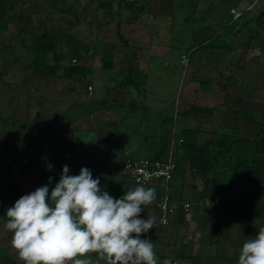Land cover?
<instances>
[{"label":"rangeland","instance_id":"rangeland-1","mask_svg":"<svg viewBox=\"0 0 264 264\" xmlns=\"http://www.w3.org/2000/svg\"><path fill=\"white\" fill-rule=\"evenodd\" d=\"M41 1V5L46 9L45 6L49 7L48 2L51 3L54 0ZM41 1L0 0V9L3 11L2 15H0V138L5 139L3 135L7 138V141L4 140L2 143L0 142V185L3 188L5 181L14 182V186L11 185L10 188V191L11 189L13 190L11 193L1 192L0 194V264H22V261L18 258L17 252L11 246L12 234L5 228V221L7 219L5 215L9 206L14 205L21 196L29 194L37 188L48 184L49 177L52 178L51 184H49V192H51V189L58 183L62 171V166L57 168L54 163L56 161L54 159L55 154L58 155L61 153H53L54 149H52L48 141H44L46 139L36 141V143L33 144L31 141H26V135L31 137L26 131L24 132L22 129L16 127H9L5 123V121L8 120L7 118L10 119L13 117L17 119V123L19 124L24 122L23 126L28 125V123L30 124L31 115L29 112H31L32 115L35 113L32 110L33 107L36 111H39V113L40 111H45L44 114L48 120L46 122L44 121V124L52 123L58 119L56 110H51L49 105H46L45 108V103H43V106L38 105V102L42 99H47L45 95L49 96L53 94V90L64 93L67 92L69 86H73V83L67 84L65 82V85L62 86L60 82H58L55 85L57 89H53L54 85L49 83L52 79L47 81L46 85L40 86L38 81L31 75V64L33 61L32 42L34 33L36 31H43L44 28L42 27V23H39L37 17H32L33 19L30 17V12L33 7L32 5H36V3ZM55 1L57 4L54 5L53 9L61 7L68 11L72 9L70 7L72 4H74L75 9L74 23L71 20V11H68V16H61L62 20L56 30L59 35L57 52L65 59L64 62L60 63V66H58V72L60 74L63 73L64 66H71V55L73 49L74 53L77 51V46L80 50H83L82 53H85L83 55L89 52V54L95 56L94 59L97 62L95 63L97 67H103L104 63H106L109 58L112 59L114 57L119 61L120 58H124L127 54H131L133 49L129 48L127 45L120 46V49L113 47V42H119L116 34L118 29L116 24H124L127 23V21L135 24V21H140L139 23L141 24V30L144 35H153L158 31L156 36L157 43L160 44L163 49H169V47H171V49L174 50V53L165 56L162 55L161 58L158 59V66H163V61H171V63H169L170 66L162 67L161 73L156 72L158 69H155L156 71H152L150 74L152 78L147 80L148 84L146 88H152L154 97L156 95L166 97L168 94H172L173 101L175 99L176 104L182 105L181 95L183 90L180 91L182 75H186L187 77L191 75V79H193L194 82H198V79L203 83H211L217 80L221 87L219 92L221 93L223 88L227 90L226 92L228 93H222V96L221 94L216 96H214L215 94H209L207 97H202V94L192 93V100L189 101L188 105L184 104L188 108L197 107L198 105L205 107L214 106V108L225 107L235 112L234 116L237 120L244 119L246 122L244 121V123L242 122L239 124V121H237L239 125L235 126V123L231 121L224 125L222 130L210 128V130L206 131L202 128L201 132L195 134V140L199 145H205V151L209 153V156L212 155L215 165H212L210 168L205 166L203 171L205 173L198 172L195 169H191L188 162L178 155V169L173 182V187L176 189L178 195L181 194L182 185L187 177V174H185L186 168H188V171L190 169L199 179L206 182L209 180V184L212 178H217V182L225 184V178L233 176L230 170H227V167H232L234 169L238 168L239 172L245 173L253 170L248 168L251 167L253 157H256L255 154L253 155V153H255V147L250 145V142L257 141L260 137L259 131H264V75L262 70V66L264 65V34L258 31L254 26L246 27V25L250 20H253L255 16L254 12L256 11L254 9L259 7L258 0H173L172 3L175 15L171 32L167 31L165 28H161L167 21H163V24L159 27V24L157 25L155 23V25H153L150 23V17L142 16L144 15L143 13L139 15L136 13L138 8L142 6L140 0H74V3L72 0ZM234 2L239 7L240 11L245 10V15L238 20L233 27H229L227 24H229L231 18L229 17V19L228 15ZM170 5L171 2L169 1L168 6L170 7ZM161 6L166 9L164 4H161ZM193 7H208L210 12H214L213 16H207L214 19V21L211 22L210 26H207L205 31L208 37L217 35L218 38L214 39V42H216L213 43L214 45L205 47L195 42L201 37L198 33L200 31L196 29L202 22L199 20L197 24L193 22L191 18ZM124 14L126 16L125 18ZM26 15L28 17H26ZM28 18L30 19L28 20ZM196 18L199 19L200 16L198 15ZM183 19L186 20L181 22ZM68 23L74 25V46L69 41L65 40L67 35L66 32L71 30L67 25ZM47 28L48 26L45 27V29ZM62 28H67V31ZM59 30L61 32L64 31V33L60 34ZM47 31L53 34V31L49 29H47ZM203 31L204 30L201 32ZM248 34L253 37L251 41L248 40ZM205 37L203 39H205ZM76 41L81 42L79 43V45H81L76 46ZM82 45H84V49H81ZM180 46L183 48H179ZM177 47L179 50L182 49L185 51L186 55H188L182 61H180V54H178ZM85 48L87 50H85ZM53 55L57 54H50L48 57L49 61L55 59L54 57L52 58ZM66 56H68V60ZM219 60L224 61V70L220 71V67H217V71L215 72L214 69L215 66L219 65ZM53 63L57 64L56 61ZM172 63L176 64L175 73L172 71ZM219 73L222 74L221 77H219ZM227 74H230L228 75L229 77H223ZM154 76H156V79L154 78L153 80ZM98 78L101 80L102 76ZM174 79H176L175 86L171 84V86L166 88L165 81L167 80L166 82L173 83ZM227 79H229V82L231 81L233 83L230 84L226 81ZM118 80L119 78L117 77V81ZM56 81L57 80L54 79L52 82L55 83ZM78 82L80 88L87 89V87L90 86L89 78H78ZM75 86H77V84ZM230 86L232 87L231 89H229ZM105 87L104 85L103 90L102 87L97 88V96L104 95L103 91ZM41 89H46L48 92L41 91ZM177 97H179L178 102L176 99ZM219 97L221 99H219ZM47 107L50 109V112L47 111ZM27 108L29 112L26 110ZM52 108L54 109V107ZM246 110L252 115V118L249 120L242 118L239 116L240 114H238ZM167 113H169V111ZM28 127L29 125L26 127V130H28ZM61 128L60 125L55 127L54 136L59 137V130H62ZM9 129H13L14 133L12 132L11 135L8 134ZM196 129L198 128L195 127L193 130ZM253 129L254 135L252 134ZM238 130L242 135L246 134V136L254 138L251 140L242 139L239 137L241 136L240 133L236 134ZM175 136H177V134ZM27 142L29 143L27 144ZM231 143H233L231 146L232 158L226 160L224 159L225 155L217 157L218 154L221 153H218L219 150H224V148ZM38 145H42V148L46 147L47 156L49 157L45 158L44 154L36 155V153L40 152ZM157 148H154V154H156ZM92 149V143L86 147H79L81 152H87L88 154H90L89 151ZM73 150H75L74 146ZM91 152L94 153V149ZM5 154H9L10 156ZM152 156L150 152L144 151L138 155V158L131 159L138 160ZM226 156L229 157L230 153ZM88 161L89 158L87 155L81 160L75 157L72 160L70 158H64V162L70 164L69 175H78L80 169L84 167L92 171ZM48 163L49 165H47ZM80 163L83 164L81 168H79ZM3 164L6 166L5 168ZM262 164H264V161ZM46 165L51 167L47 169ZM99 165L101 166V164ZM120 166L121 163H118L113 167L112 174H110L111 168L107 167V164H102L101 167L104 168L100 167V173L93 174L92 172L93 178L100 179V188L103 191H107L111 197L116 199L121 198L124 192L136 187V185L122 179L119 172ZM258 166L259 165H256L254 168ZM7 168L9 169L10 175L5 174ZM31 170H41L42 173L35 176ZM49 171L50 173H48ZM28 172H30L29 177L27 176ZM262 172H264V168H262ZM12 193H14V195H12ZM155 200L153 203H155ZM149 209L150 205L143 206V212L140 214L141 218L146 219ZM149 214L151 215V213H148V216ZM143 237L144 236H142V238ZM83 258L90 260L91 264L105 263L95 253H90Z\"/></svg>","mask_w":264,"mask_h":264},{"label":"crops","instance_id":"crops-1","mask_svg":"<svg viewBox=\"0 0 264 264\" xmlns=\"http://www.w3.org/2000/svg\"><path fill=\"white\" fill-rule=\"evenodd\" d=\"M72 1L74 3V0ZM169 1L171 2L170 7L168 6ZM172 1L173 0H140L142 6L138 8L136 13L138 15L143 13L144 15L142 16L150 17V23L153 25H155V23L157 25L159 24V27L163 24V21H167L161 28H165L167 31L171 32L175 15ZM55 2V0L51 3L48 2L49 7L45 6L46 9L41 5L42 1L36 3L37 6L33 4L30 12V17H37L39 23H42V27L44 28L43 31H36L34 36L39 35L41 32H48L47 29H49L53 31V34H48L56 38V50L54 54L56 53L57 55H53L52 58L57 56L60 57V59L59 61L55 59L49 61L48 57L53 53H48L45 62L50 66L54 65V61L57 62V64H55L56 66H60V63L65 60L62 58L61 54L57 52L59 35L56 30L62 20L61 16H68L70 11L71 20L74 23L75 12L74 4L70 5L72 9L68 10L69 12L61 7L53 9L54 5L57 4ZM161 4H164L166 9L161 6ZM258 4L259 7L254 9L256 12H254L255 16L253 20H250L246 27L254 26L258 31L264 34V31L259 26L261 16L262 18L264 17V0H258ZM231 7H237L239 9L235 2ZM198 15L200 16L199 19L196 18ZM208 15H214V12H210L208 7H193L191 15L193 22H195V24H197L198 20L202 22L196 29L200 31L198 33L201 37L195 42L205 47L210 46L212 43H216L214 39L218 38L217 35L209 37L206 35L207 33L205 31L207 26H210L211 22L214 21V19L207 17ZM26 17L28 16L26 15ZM125 17L124 14V18ZM229 17L228 15V18ZM29 19L30 18H28V20ZM185 20L186 19H183L181 22ZM139 22L140 21H135V24H133V22L127 21V23L124 24H116V26H119L120 33L126 40V44H123L119 40L117 43L113 42V47L120 49V46L127 45L129 48L133 49L131 54H127L124 58H120L119 61L114 57L112 59L109 58L106 63H104L103 67H97V64H95L97 62L94 59L95 56L89 54V52L83 55L85 53H82L83 50H80L77 46L81 42L76 41L78 49L75 53H77V56L74 55L73 49L71 58L77 59L78 64L76 66H64L63 73L61 74L58 70L56 77H53L57 80L55 83L52 82L54 80L53 78H38L31 74L33 78L38 81L40 86L46 85V82L52 79L49 83L54 85L53 89H57L55 85L58 82H60L62 86L65 85V82L67 84L73 83V86L68 87L67 92L60 93L57 90H53V94L49 96L45 95V98L49 100L42 99L38 102V105L43 106V103H45V108L46 105H49L51 110H56L58 119L52 123L44 124L48 120L44 114L45 111H40L39 113V111H36L33 107L32 110L35 112L33 115L29 112L28 108L26 109L31 115V122L30 124L28 123V130H26L28 125L23 126L24 122L20 124L17 123V119L13 117L10 119L7 118L8 120L5 121L6 125L12 128H20L24 132L26 131L27 134L31 136L29 137L26 135V141H31L33 144L36 143V141L46 139L44 141L50 143L52 149H54L53 153H61H57L58 155L55 154L54 156L56 160L54 163L57 168L60 166L63 168V166L67 164L64 162V158H70L72 160L75 157L81 160L87 155L90 168L92 169L91 173H100L99 169L102 164H107V167L111 168L110 174H112V168L128 158H138V155L144 151L154 155V148H157L159 143L163 140L167 142V139L172 134L176 135L184 130H193L195 127L200 130L203 128L206 131L210 130V128L222 130V127L231 121L235 123V126L242 122L244 123V119L237 120L234 116L235 112L225 107L214 108V106L205 107L198 105L197 107L188 108L184 105H188L189 101L192 100V93L202 94V97H207L209 94H215L214 96L221 94L222 96L228 93L224 88L221 93L219 92L221 87L217 80L211 83H203L198 79V82H194L193 79H191V75H188V77L182 75L180 82V91L183 90L182 95L180 92L182 96L181 102H183L182 105L176 104L175 99L173 101L172 94H168L166 97L160 95L154 97L152 88H146L148 84L147 80L152 78L150 74L152 71H156L155 69H158L156 72L161 73L162 67L170 66L169 63H171V61H163V66H158V59H160L162 55L165 56L174 53V50H172L171 47H169V49H163L160 44L157 43L156 36L158 31L153 35H144ZM236 22L237 21L231 22V24H227V26L233 27ZM67 25L71 30L67 31V28H62L67 31L65 40L69 41L74 46V25L71 23ZM47 26L48 28L45 29ZM202 30L204 31L201 32ZM63 33L64 31H60V34ZM204 37L205 39H203ZM252 38L253 37L248 34V40L251 41ZM83 46L84 45H82L81 49H84ZM179 48L183 47L180 46ZM179 48L177 47V51L178 54H180V61H182L188 55H186V52L182 49L179 50ZM66 59L68 60V56H66ZM223 62V60H219V65L217 64L218 66H215V72L217 71V67H220V71L224 70ZM69 67H81L89 70L85 77L89 78L90 86L93 87L91 95L87 93L86 88H80L78 86V78L80 77L72 75L71 77L64 78V69ZM262 70L264 74V65L262 66ZM172 71L174 73L176 71V64L174 63H172ZM218 75L219 77L222 76L221 73ZM228 75L230 74L223 77L227 78L229 77ZM100 76H102L101 80L98 78ZM116 76L119 78L118 81ZM154 78L156 79V76L153 77V80ZM166 81V88L171 86V84H174V86L176 84V79H174L173 83ZM226 81L229 82V79ZM229 83L231 84L233 82L230 81ZM76 84L77 86H75ZM104 85L106 86L103 91L104 95L98 94L100 96H97V88L102 87L103 90ZM231 86L229 89L232 88ZM41 91L48 92L46 89H41ZM178 98L179 97L176 98L177 102ZM219 99L221 98L219 97ZM52 107H54V109ZM196 108L203 109L205 112H197L195 111ZM47 111L50 112L48 107ZM168 111L169 113H167ZM247 111L248 110L238 114H240L239 116L242 118L249 120L252 118V115ZM237 121H239V124ZM58 125L62 127V130H59V137L54 136L55 127ZM12 132L13 129L8 130V134L11 135ZM239 133V130L236 131V134ZM252 134L254 135V129ZM3 136L5 139L0 138L1 143L4 140L7 141L5 135ZM239 137L248 140L254 138L246 136V134H241ZM63 140H66L69 144L68 151L61 149ZM28 143L29 142H27V144ZM91 143L93 144L94 153L91 152L93 149L89 151L90 154L79 150L80 146L86 147ZM73 146L75 150H73ZM38 148L40 152L36 153V155L44 154L45 158L49 157L47 156L46 147L42 148V145H38ZM7 156L10 155L8 154ZM99 164H101V166ZM47 165H49V163ZM47 165L46 167L49 169L51 166L48 167ZM67 165L70 166L69 163ZM3 167L5 168L6 166ZM81 167H83L82 163L79 165V168ZM187 169L188 168L185 170V174H187L188 178L186 177V180H184L185 182L182 185L181 194L178 195L176 189L173 187L172 197L177 205H180L181 202H189L191 208L187 214L180 212L173 217L168 226L158 228L155 231L154 251L156 252L158 261L162 264L164 259L170 258L172 264H237L239 250L243 243L255 236L261 227H264V176L257 179L228 176L225 178V184L222 182L209 184L199 179L190 169L189 171ZM40 171L31 170L35 176L42 173V171ZM48 173H50V171ZM5 174L10 175L8 168ZM27 176H30V172H28ZM11 185L14 186V182L5 181L3 188L0 185V194L1 192L11 193V191H13L12 189L10 191ZM12 195H14V193H12ZM150 209V212L148 210V213H151L149 216L157 217L158 211L155 203L150 204ZM148 213L146 218L148 217Z\"/></svg>","mask_w":264,"mask_h":264},{"label":"clouds","instance_id":"clouds-1","mask_svg":"<svg viewBox=\"0 0 264 264\" xmlns=\"http://www.w3.org/2000/svg\"><path fill=\"white\" fill-rule=\"evenodd\" d=\"M69 171L64 165L51 192L49 177L7 209L5 228L22 264H91L83 258L90 253L105 264H160L152 241L142 238L156 217L140 215L156 199L154 189L138 185L116 199L88 168ZM237 264H264V227L243 243Z\"/></svg>","mask_w":264,"mask_h":264},{"label":"trees","instance_id":"trees-1","mask_svg":"<svg viewBox=\"0 0 264 264\" xmlns=\"http://www.w3.org/2000/svg\"><path fill=\"white\" fill-rule=\"evenodd\" d=\"M2 10L0 9V15H2ZM259 26L264 31V17L261 16V21L259 22ZM117 37L118 39L123 43L126 44V41L124 37L120 34L119 26H117ZM211 45H214L213 43ZM32 49H33V61L31 64V74L38 78H53L56 77L57 71L59 70L58 66L55 64L50 66L47 65L45 62L46 55L48 53H54L56 50V38L52 35H49L48 32H41L39 35L34 36L33 42H32ZM85 50H87L85 48ZM77 56V53L74 54ZM56 61H59L60 57L54 56ZM89 70L86 68L81 67H69L64 69V78L71 77L72 75L78 76L80 78H84L88 74ZM264 75V74H263ZM195 111L197 112H205L203 109L196 108ZM201 132L200 129L196 130H184L181 131L177 136L183 140V144L180 146V152L179 157H181L183 160H186L190 166L191 169H195L198 172H203L205 166H208L210 168L212 165H215L213 163L212 155L209 156V153L205 151V145H199L197 141L195 140L196 136L195 134ZM260 137L255 142H250V145L254 146L256 157H253L251 167H248L249 169H253L251 172L245 173V172H239L238 168L234 169L232 167H227V170H230L231 174L233 176H239V177H248V178H261L263 177L262 168H264V131H259ZM166 144L167 142L163 140L161 143H159V147L157 148L156 154H154L152 157H149V159H159L163 156L166 150ZM233 143L228 145L224 150H219L218 156L225 155L226 160H230L232 158V152H231V146ZM228 153H230V156H226ZM216 157V154H215ZM239 163V162H238ZM262 164V165H260ZM256 165H259L258 167L261 168H254ZM4 166V164H3ZM178 169V166L176 167V171ZM175 171V176H176ZM205 173V172H203ZM217 178H212L210 180L211 183H216ZM209 180H207L208 182ZM134 185V184H133ZM152 188V187H151ZM154 189L156 196L160 194V190L158 188H152ZM9 206V205H8ZM10 205L9 207H11Z\"/></svg>","mask_w":264,"mask_h":264},{"label":"built area","instance_id":"built-area-1","mask_svg":"<svg viewBox=\"0 0 264 264\" xmlns=\"http://www.w3.org/2000/svg\"><path fill=\"white\" fill-rule=\"evenodd\" d=\"M244 15L245 11H240L237 7H231L229 10L231 22L240 20ZM70 63L74 66L78 64L75 58H72ZM87 92L89 95L92 94V86L87 87ZM182 144L183 140L172 134L167 139L165 153L159 159L143 158L133 160L128 158L121 163L119 168L123 180L136 186L143 185L160 190V194L156 196L155 200V206L158 211L156 225L143 237L150 239L153 245L154 233L158 228L168 226L174 216L180 212L187 214L191 208L189 202H181L180 205H177L172 197L174 174L178 165L177 156Z\"/></svg>","mask_w":264,"mask_h":264},{"label":"water","instance_id":"water-1","mask_svg":"<svg viewBox=\"0 0 264 264\" xmlns=\"http://www.w3.org/2000/svg\"><path fill=\"white\" fill-rule=\"evenodd\" d=\"M61 149L62 150H65V151H68L69 150V144L66 140H63L62 143H61Z\"/></svg>","mask_w":264,"mask_h":264}]
</instances>
